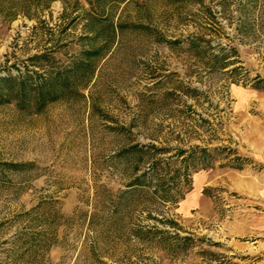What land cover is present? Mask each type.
Returning a JSON list of instances; mask_svg holds the SVG:
<instances>
[{
	"label": "rangeland",
	"instance_id": "1",
	"mask_svg": "<svg viewBox=\"0 0 264 264\" xmlns=\"http://www.w3.org/2000/svg\"><path fill=\"white\" fill-rule=\"evenodd\" d=\"M0 264H264V0H0Z\"/></svg>",
	"mask_w": 264,
	"mask_h": 264
}]
</instances>
